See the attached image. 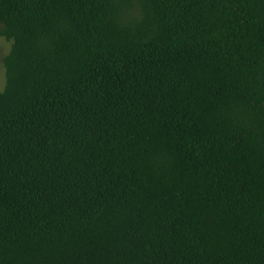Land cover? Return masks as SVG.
I'll list each match as a JSON object with an SVG mask.
<instances>
[{
  "label": "trees",
  "instance_id": "1",
  "mask_svg": "<svg viewBox=\"0 0 264 264\" xmlns=\"http://www.w3.org/2000/svg\"><path fill=\"white\" fill-rule=\"evenodd\" d=\"M0 264H264V0H0Z\"/></svg>",
  "mask_w": 264,
  "mask_h": 264
},
{
  "label": "rangeland",
  "instance_id": "2",
  "mask_svg": "<svg viewBox=\"0 0 264 264\" xmlns=\"http://www.w3.org/2000/svg\"><path fill=\"white\" fill-rule=\"evenodd\" d=\"M8 46L4 45L0 41V90H2L3 84H4V69L1 64L2 57L7 53Z\"/></svg>",
  "mask_w": 264,
  "mask_h": 264
}]
</instances>
